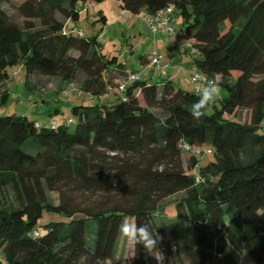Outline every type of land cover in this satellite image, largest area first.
Segmentation results:
<instances>
[{
    "label": "trees",
    "instance_id": "trees-1",
    "mask_svg": "<svg viewBox=\"0 0 264 264\" xmlns=\"http://www.w3.org/2000/svg\"><path fill=\"white\" fill-rule=\"evenodd\" d=\"M9 1L0 0V102L16 65L25 68L30 93L38 74L60 77L53 95L68 98L83 75L80 90L92 100L116 98L72 107L74 127L71 119L43 124L0 115V264L122 260L124 218L160 239L151 253L134 244L125 264H158L157 256L162 264H264V0H117L132 15L174 7L195 51L181 49L194 59L191 82L199 72L225 94L200 119L191 116L200 93L170 80V64L165 76L159 72L162 84L130 82L133 73L102 54L97 36L68 30L83 14L79 3L103 0H27L18 8L23 26L3 10ZM113 69L123 78L111 76ZM244 110L249 123L239 122ZM181 144L210 146L214 155L202 163L209 154L188 153L186 163ZM9 190L12 203L4 198ZM78 193L87 195L83 202L72 196ZM170 208L177 216L166 219ZM47 213L65 221L50 220L42 232Z\"/></svg>",
    "mask_w": 264,
    "mask_h": 264
},
{
    "label": "rangeland",
    "instance_id": "rangeland-1",
    "mask_svg": "<svg viewBox=\"0 0 264 264\" xmlns=\"http://www.w3.org/2000/svg\"><path fill=\"white\" fill-rule=\"evenodd\" d=\"M27 0H10L3 4V10L9 15L11 20L20 26H23L25 19L22 18L18 12V8L22 6ZM78 9L82 11V16L78 21H72L70 27H75L82 30L86 37L97 36L99 42L101 43V52L107 55L109 58L117 57L119 63L124 64V72L131 73L137 65L140 64V58L142 56L151 57L153 52H158L161 54L165 60L166 59H176V55L173 57L168 51V46L170 42L174 46L179 47L180 50L185 43L182 36H179V40L172 37L171 35H166L163 37L161 35H153L149 29V25L146 22L145 16L138 15H128L125 14L120 6V2L117 0H103L100 3H88L83 5V3L78 4ZM107 17L108 23L105 26L100 20L101 17ZM60 19L61 16L59 17ZM178 21H173V26L176 23V32L182 33V21L177 18ZM174 29V28H173ZM140 33V34H139ZM175 33V32H174ZM173 33V34H174ZM172 34V35H173ZM179 34V35H180ZM165 35V34H164ZM168 36H171L168 38ZM163 37V38H162ZM158 41V45L156 42ZM133 50V52H132ZM193 57L189 58V61H193ZM171 65V64H170ZM147 69L144 71L146 72ZM187 71V70H186ZM8 72L10 74V80L6 82V88L9 92V97L5 102H0V115L1 116H25L31 121H37L46 124L47 121L55 120L56 108H60L61 112L57 114L56 120L60 124H68L71 119L74 127L77 119L72 115V107L74 106H94L101 102H108L111 105L115 102L116 96L114 94H109L108 97H101L100 99L92 100L90 95L82 92L80 90L81 83L84 80L83 75H78L73 81L72 88L68 92V98L64 95H53L61 85L60 77H48L44 75H34L30 78V83L36 88L37 92L30 93L27 88L28 75L25 68L22 65H16L13 68H9ZM114 78H123L110 73ZM156 78L150 79L153 83L162 82L161 75L156 71ZM189 76V73H187ZM191 78V75H190ZM178 80H176V83ZM181 87V85L177 84ZM219 87V95L216 99L211 102L208 106L207 113L212 114L215 112V107L220 108V98L225 94ZM182 88V87H181ZM184 91L194 92L192 85L184 86L182 88ZM0 88V92L3 91ZM57 96V97H56ZM53 113V114H51ZM239 122L249 123L250 114L247 110L240 113ZM210 152L208 157L202 160V163H207L211 157H213V149L210 146L206 147ZM190 155L183 153V159L187 163ZM201 158V157H200ZM52 201L55 205L60 203V196L58 193H50ZM77 202H83L85 196L80 193L72 195ZM183 197V194L172 197L170 200L179 199ZM4 198L8 203L14 202L13 193L9 190L4 194ZM177 216V211L174 208L167 210L165 214L166 219L175 218ZM64 220V218L55 216L54 214H45L44 218L40 221L39 226L41 231L44 232L43 226L50 222V220ZM133 222V221H131ZM134 255V243L127 240L124 246V254L122 260H117L116 262L108 261L102 264H125L126 259L132 258ZM1 259V258H0ZM158 264H162V260L157 256ZM248 259V258H246ZM249 260L247 261L248 264Z\"/></svg>",
    "mask_w": 264,
    "mask_h": 264
},
{
    "label": "built area",
    "instance_id": "built-area-1",
    "mask_svg": "<svg viewBox=\"0 0 264 264\" xmlns=\"http://www.w3.org/2000/svg\"><path fill=\"white\" fill-rule=\"evenodd\" d=\"M176 19V15L174 12V7L173 6H168L165 10L159 12L156 15L153 16H147V23L149 25L150 31L152 32L153 35H172L175 30L171 26V23L173 20ZM82 35V32H80ZM182 50L187 51L191 55L195 53L191 43L185 42L184 45L182 46ZM150 66L153 67V69L157 70L160 72L163 76L166 75L167 68L169 67L168 61L165 60V58L159 54L158 52H153L151 59H150ZM145 72L140 71L137 73H133L129 76L128 80L130 82H137L140 80L145 79ZM209 81H213L208 79L206 76L202 75L199 72H195L192 76V82L197 85V89L199 90L203 85L208 84ZM215 82V81H213ZM118 85L120 86V89H124V84L121 82H117ZM216 83V82H215ZM180 149L184 153H195L199 157H204L207 154H209V150L207 148H197L194 149L191 146L187 144H181Z\"/></svg>",
    "mask_w": 264,
    "mask_h": 264
},
{
    "label": "crops",
    "instance_id": "crops-1",
    "mask_svg": "<svg viewBox=\"0 0 264 264\" xmlns=\"http://www.w3.org/2000/svg\"><path fill=\"white\" fill-rule=\"evenodd\" d=\"M124 11V10H123ZM125 14H128L131 16V13H129L128 11H124ZM138 16H145L146 20H147V15L145 13H142ZM178 17H176L175 20L173 21H178L177 19ZM147 22V21H146ZM108 23V19L106 17V24ZM178 25V24H177ZM176 23L173 26V22L171 23V26L174 28L175 33L173 35H171L172 37L176 38V40H179V36H182V33L180 34L178 31L176 32L177 26ZM149 27V26H148ZM150 29V28H149ZM140 34V33H139ZM180 34V35H179ZM163 37H167L166 35H161ZM171 36H168V38H170ZM162 37V38H163ZM183 38V37H182ZM156 44L158 45V41L156 42ZM168 51L169 53H171V55L174 57L175 55L177 56L176 59L173 58H169L166 59V61H168L169 64H171V66L168 68V77L170 80H172L174 83H176V80H178V82L176 84L181 85V87L183 88L184 86L188 85H192V88L194 89V92H199L200 94L202 93V91L204 90V88L206 87V85H203L199 90L197 89V85L193 84L191 82V78L190 75L194 72L195 66H194V59L193 61H189V58L191 57L188 53H185L183 51L180 50L179 47H176L173 45L172 42L168 43ZM133 52V50H132ZM150 59L151 57L148 56H142L140 58V64L137 65V67L135 68V70H133V72H138V71H145L147 69V71L144 73L145 74V79L148 82H152V80L150 79H154L156 78V70L153 69L152 66H150ZM121 70V69H120ZM120 70H116L113 69L111 72L114 73L115 75H121L120 74ZM187 70V71H186ZM187 73H189V76H187ZM160 75V74H159ZM161 80L163 81L164 78L161 77ZM153 83V82H152ZM158 84H162V82H158ZM58 116H56L57 118Z\"/></svg>",
    "mask_w": 264,
    "mask_h": 264
},
{
    "label": "clouds",
    "instance_id": "clouds-1",
    "mask_svg": "<svg viewBox=\"0 0 264 264\" xmlns=\"http://www.w3.org/2000/svg\"><path fill=\"white\" fill-rule=\"evenodd\" d=\"M219 91L216 83L209 81L199 99L192 105L191 116L194 119H200L204 115L207 106L219 95ZM118 232L122 237L127 238L129 242L142 246L149 253L158 247L160 241L148 225L141 224L138 226L134 222H129L127 218L121 220Z\"/></svg>",
    "mask_w": 264,
    "mask_h": 264
}]
</instances>
